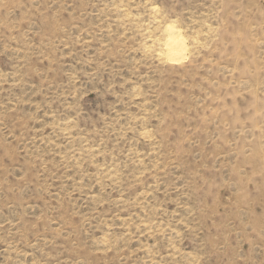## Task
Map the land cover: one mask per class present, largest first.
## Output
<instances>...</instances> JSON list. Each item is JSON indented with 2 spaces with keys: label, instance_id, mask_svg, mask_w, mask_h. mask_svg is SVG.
<instances>
[{
  "label": "rangeland",
  "instance_id": "1",
  "mask_svg": "<svg viewBox=\"0 0 264 264\" xmlns=\"http://www.w3.org/2000/svg\"><path fill=\"white\" fill-rule=\"evenodd\" d=\"M0 264H264V0H0Z\"/></svg>",
  "mask_w": 264,
  "mask_h": 264
},
{
  "label": "bare ground",
  "instance_id": "2",
  "mask_svg": "<svg viewBox=\"0 0 264 264\" xmlns=\"http://www.w3.org/2000/svg\"><path fill=\"white\" fill-rule=\"evenodd\" d=\"M175 24L173 21H170V23H167L163 29L164 34L161 35V36H164L163 41H161L162 45L160 46L161 52L162 54L165 55V57L169 60V62L170 61L176 62L179 59L187 56L188 49H189L187 39L184 36L181 28L176 26ZM158 38H161V37H158Z\"/></svg>",
  "mask_w": 264,
  "mask_h": 264
}]
</instances>
